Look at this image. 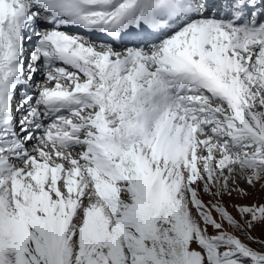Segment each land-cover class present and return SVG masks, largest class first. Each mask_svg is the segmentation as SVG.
<instances>
[{"label":"snow or ice","instance_id":"1","mask_svg":"<svg viewBox=\"0 0 264 264\" xmlns=\"http://www.w3.org/2000/svg\"><path fill=\"white\" fill-rule=\"evenodd\" d=\"M0 264H264V0H0Z\"/></svg>","mask_w":264,"mask_h":264}]
</instances>
